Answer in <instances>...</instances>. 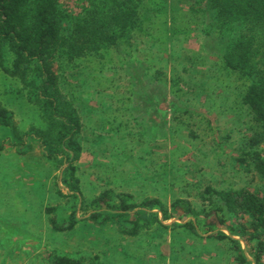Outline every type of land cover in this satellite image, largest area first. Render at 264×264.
Returning <instances> with one entry per match:
<instances>
[{"label":"trees","instance_id":"obj_1","mask_svg":"<svg viewBox=\"0 0 264 264\" xmlns=\"http://www.w3.org/2000/svg\"><path fill=\"white\" fill-rule=\"evenodd\" d=\"M179 4L186 5L190 12L197 11V8L201 9L202 17H206L207 20L202 30L204 40L207 42L212 37V40L219 42L216 48L222 55L228 71L238 73L241 78L244 77L249 81L248 87L238 92L240 95L234 94L243 102L254 128H251L253 135L245 138L248 139L245 143L248 151L241 153L238 162L245 167L244 169L254 170L264 178L262 150H256V147L264 144V0H85L77 13H70L64 9L61 0H0V70L7 79H10L0 93V127L18 140L19 146L23 145L26 138H31L41 142L40 145L45 146L47 152H53L51 156L62 155L70 164L76 161L82 146L79 135L83 119L60 92L61 72H65L70 66V76L75 80L78 79V85L89 84L90 72L86 73V71L90 68L91 62L100 66L99 73H102L104 70L102 61L110 59L112 51L121 54L127 52V49H132V39L136 33L146 35L152 27L158 28L159 32L164 30L167 19L176 16V8H179ZM173 56V51L171 56L167 55L171 62ZM191 58L193 62L186 59V63H189L186 68L179 63L182 73H178V70L174 72L173 78L177 79V83L173 82V86L186 84V70L191 66L193 69L188 70L187 77H196L193 82L196 81L198 90L204 88L205 72L199 70L200 58L198 55ZM196 60L199 64H195ZM117 61L121 63L122 59ZM174 66L177 68L176 64ZM76 72L77 74L72 75ZM91 76L94 81L101 77L95 73ZM151 80L156 82L155 85L161 91L163 90L158 77L154 80L152 77ZM122 81L124 79L119 82ZM224 81L233 83L231 78ZM195 88L193 87L192 90ZM192 90L190 93L193 92ZM135 96L138 94L134 92ZM19 97L28 105H34L38 111L37 118L32 121L33 125L25 131L26 133L20 131L13 119L14 112L9 111L10 109L3 103V100L6 103ZM132 98L133 93L127 98L117 100L119 104L117 108L107 107L104 110L119 112L123 116L121 122L117 124L119 130H128L127 124H131L138 130L137 137L141 138L148 124L141 126L139 122L141 118H135L133 113V116L129 115L130 112L124 116L126 114L124 109L128 108L127 103ZM170 106L175 111L171 120L182 125L180 129L183 128L180 133H175V136H188L195 140V124L188 126L186 122L194 114L189 113L185 109L187 106L182 107L177 101L172 100ZM151 109L155 108L151 107ZM90 110L92 111L93 108ZM90 110H86V113L92 116L93 111ZM130 110L134 108L130 107ZM146 110L150 115L149 109ZM95 115V118L91 119L92 122L98 125L104 122L110 124L106 121L109 114L100 112L98 116ZM201 116L202 114L198 115V119ZM97 117H100L102 123L97 121ZM212 118L217 122L222 117L206 116L208 122H212ZM198 119L196 121L200 120ZM88 121L90 122V117ZM98 125L96 127L102 128ZM111 127L113 128V125ZM210 130L214 137L212 143L214 150L222 151L224 154L232 144L231 136H222L216 127H211ZM45 157L48 158L49 155L46 154ZM27 171L30 172V169ZM58 179L68 192L61 190L58 181H55L56 202L59 203L45 209L48 225L54 233L64 234L68 238L65 245L67 247H73V239L79 235L82 240L77 243L79 246L77 251L74 249L71 252L50 254L48 256L50 264H97L99 259L97 254L91 257L88 252L81 253L83 242L87 249L93 251L92 247L99 249V245L110 248L112 253L118 254L123 264H129L125 263V260L130 258L128 254L130 249L136 251L134 253L136 256L132 255L129 261L132 262L131 264H139V259H142L143 264H155L154 259L163 255L159 248L162 245L159 239L160 231H169L168 233L174 237L171 249L175 246L187 248L189 243L195 246L203 239L215 240L219 243L227 242L232 246L224 251L231 252V256L238 264H245V258L239 250L240 241L224 235L221 231L224 229L236 233L245 245L253 244L254 264H260L259 258L264 251V191L243 188L240 191L218 192L209 186H203L201 198L209 210L203 216V224L199 223L200 229H203L206 235H198L194 230V221H178L165 225L163 219L160 220L158 217L155 220L157 216L152 212L160 206L158 201L138 202L130 193L116 191V185L101 188L97 195L85 199L81 192L85 184L76 177L72 165H68L62 177ZM38 203L39 198L34 199L33 204ZM171 210L185 219L197 216V214L193 215L192 204L183 200L172 202ZM78 211L82 213L80 218ZM131 211L135 212L131 213ZM219 213L235 218V226L226 225L222 217L218 216ZM163 215L166 216L165 213ZM2 230L6 229L2 227ZM90 230L96 238L89 242L84 240L83 234ZM215 230H218V233L214 232ZM190 231L195 234L191 235ZM108 233L117 234L120 241L108 245L111 243L109 237L103 243L101 240L104 236H108ZM191 237L193 238L190 239ZM147 238L155 242L154 249H144L136 242ZM183 242L189 243L184 246ZM2 247L1 244L0 264L5 262L6 257L2 253L4 251L1 250L4 249ZM150 250H155L152 257L149 255ZM100 253L107 255L106 252Z\"/></svg>","mask_w":264,"mask_h":264},{"label":"rangeland","instance_id":"obj_2","mask_svg":"<svg viewBox=\"0 0 264 264\" xmlns=\"http://www.w3.org/2000/svg\"><path fill=\"white\" fill-rule=\"evenodd\" d=\"M84 1L61 0V3L63 8L70 13H77ZM196 10L195 12H190L186 5L179 4V8H176L177 17L174 15L172 19L168 18L164 30L159 32L158 28L152 27L146 35L136 33L132 39V49H127V52L121 54L112 51L110 54L111 58L102 61V65H104L102 73H99L100 66L91 62L89 64L90 68H87L86 71V73L90 72L89 84L87 85H78V79L75 80L70 76V66L65 72H61L59 79L60 92L70 102L71 106L78 111L83 119L81 122L82 128L85 127L79 135L81 137L80 145L82 146H80L81 151L78 159L71 164L62 155L51 156L53 152H47L45 146L40 145L41 142L31 140V138H26L22 146L17 145L19 143L18 140H15L5 129L0 127V245L2 244L4 247L1 250L9 254L7 256L10 259V264H49L48 256L50 254L71 252L74 249L77 251L79 247L77 243L82 240L80 235L73 239L74 243L69 238L71 243H73V247L65 246L68 238L64 234L54 233L51 230L48 225V216L44 212L45 209L54 207L59 203L56 202L57 192L54 188L56 180L61 190L68 192L61 186L58 179L62 177L68 165H72L76 177L81 179L82 184H85L81 190L85 199L88 197L90 199L91 194L93 196L97 195L101 188L114 187L116 185V191L130 192L138 202L144 200L158 201L160 206L153 209L152 212H155L154 215L157 216L155 220L159 217L160 220L163 219L166 223L165 225H171L173 222L178 221H194V230L198 235H206L204 230L200 229L201 225L199 223L203 224V216L209 210L201 198L203 186H209L218 192L240 191L243 188L252 191H264V178L254 172V170L244 169L245 167L238 162L241 153L248 151L245 147L248 139L245 138L253 135L251 130L253 125L247 116L246 109L243 108L245 107L243 102L234 94L240 95L238 92L245 89V87L247 88L249 81L244 77L242 79L238 73L231 72V70L228 71L222 55L218 53L219 51L216 48L219 42L212 40V37L207 42L204 40L202 30L207 20L205 19L206 17H202L201 9L197 8ZM218 47L220 48V45ZM172 51L174 56L171 62L167 55L171 56ZM194 55L199 56L200 62L206 61L204 70V80L206 82L204 88L198 90L199 87H197L196 81L193 82L196 77H187L188 70L193 69V67L190 66L186 70L187 79L183 88L190 93L193 87H196L190 94L197 96V98H191L192 101L184 99L185 102H183L182 107H193L194 105L196 109H200V111L206 109L205 111L209 113L216 109L218 115H215V117L226 115L229 111L237 112L232 118L235 119L234 121L229 118H221L215 122L212 118V122H208L206 116L202 115L199 118L200 120L197 116H190L189 122L186 121L188 126L193 125L197 119L200 123L205 122L207 124V127L201 126L202 129H198L196 139L193 140L194 143H198V146H194L192 150L201 147V151L204 154L203 160L198 157L202 153L197 152L194 159L197 158L198 165L193 167L194 163L191 165L188 162L184 163V156H190L194 153L186 152L181 155L182 151H179L181 149L176 148L174 152L177 151V153L173 156L175 161L171 162L172 166L168 169L163 163H158L166 148V143L162 145L161 142L166 139H161V136L154 137L157 135L154 131L156 129L154 126L153 128L147 127L143 132L144 135L138 138L136 135L138 130L132 127L131 124H127L128 130H119V127H117V111H106L104 109L107 107L117 108L119 106L117 100L127 98L133 93L132 100L127 103L128 108L124 109L126 112L124 116L129 112V115L133 113L135 118H141V121L138 120L141 126L151 123V115H148L146 109H151L152 104L155 102L161 110H165V105H163L165 103V94L171 93V97L174 99L179 97L175 93L180 90L172 86L173 82L177 83V79L173 78L174 72L180 71L181 66L188 67L189 63H186V59L193 62L191 57ZM120 59H122L123 68H119L117 60ZM258 59L256 58V60ZM106 61H109V63H105ZM198 62L196 60L195 64H199ZM179 63H181V66ZM175 64L177 68H175ZM80 70L81 68L78 69V71ZM117 70H119L118 74ZM92 73L99 74L101 77L94 81L93 76H91ZM75 74L77 72L72 75ZM152 77L153 80L156 77L160 80L162 78L165 79L164 84L166 86H163L162 91L155 85V81L152 82ZM215 78L219 80H214ZM228 78H231L233 83L229 84L221 81ZM122 79L131 81L119 84L122 90L128 92H123L122 90L117 92V80L120 81ZM9 81L10 79H7L0 70V93ZM130 85H132L131 88ZM134 92L138 96L134 97ZM117 93L119 94L117 95ZM197 101L200 103H194ZM103 102L104 104H102ZM3 103L10 109L9 111L12 110L14 112L13 119L16 121L20 131L26 133L25 131L32 127V121L38 116L37 108L34 105H28L20 97L6 103L3 100ZM130 107H133L134 110L131 111ZM90 108H93V112ZM196 109L195 111H199ZM86 110H90L92 116L90 113H86ZM120 111L124 114L122 110ZM100 112L109 114L106 121L110 122V124L105 122L104 124H99L102 128L96 127L98 124L91 120L95 118V114L98 116ZM89 117L90 122L88 121ZM99 118L97 117L96 119L101 122ZM124 121L126 120L124 119ZM89 125L90 127H88ZM111 125H113V128ZM211 127H216V130L222 136H231L232 144L226 149L224 154L222 151H215L213 148L214 137L210 130ZM132 134H135V136H132ZM256 150H262L261 154L264 159V144L256 147ZM147 151L152 153L149 154ZM46 154L49 155L48 158L45 157ZM130 155L146 160V163H142L143 169L139 173L138 180L117 179V163L127 165L122 164L123 167L121 166L124 169L123 173L127 174L131 173L130 171H135L136 167L138 169L141 166L140 164L132 163L133 160L130 159ZM105 156H109L111 159L105 158ZM111 161L113 163H110ZM28 169H30V172L27 171ZM105 169L106 171H104ZM168 170L171 176L176 175L179 177L180 175L183 179L179 182L163 181V172ZM117 180L121 183H117ZM110 181H112V184H110ZM196 186H198V189H196ZM36 198H39V203L33 204ZM176 200L190 202L194 211L193 215L197 214V216L185 219V217L172 212L171 204ZM23 201L25 204H23ZM134 212L131 211V213ZM77 213L80 218L82 213L80 214V211ZM218 216L222 217L226 225L235 226L236 220L232 216L221 213ZM163 217L170 218L172 222L168 224L169 220H164ZM2 227L6 230H2ZM221 231L224 235L240 241L239 250L245 258V264H254L255 252L253 250L254 247H252L253 244L247 246L243 241L241 242L242 239L236 233L225 229ZM168 232H159V239L164 242V244L159 246L162 249L160 251L163 257L170 252L180 250L176 246L171 249L174 237ZM214 232L218 233V230ZM190 233L191 235L195 234L191 231ZM83 237L87 241H93L96 238L92 230L84 232ZM109 237L111 243L108 245L113 242L115 244L119 242L117 234L110 233H108V236H104L101 241L104 243ZM216 245L217 247L226 245L224 249L232 246V244L227 242ZM148 246L154 249L153 243ZM197 247H199L198 244L192 246L189 243L188 247L183 250L185 251L183 256L186 258L180 259L181 262L189 263L190 259L196 256L193 249ZM92 249L94 251L87 249L83 242V248L80 251L84 254L88 252L87 254L92 255L91 257L97 254L99 257L97 264H121V258L117 260V254L112 253L110 248L99 245V249L93 247ZM100 252H106L107 255H102ZM218 252L219 254L225 253L223 249H218ZM134 253L135 250L128 251L129 257H132ZM152 254L150 253L149 255L153 256ZM226 254L229 255L230 260L229 258L221 260L219 259L221 256L211 258L215 259L217 264H223L222 261L231 263V260H233L232 263L238 264L236 259L231 258V252H226ZM207 259L198 260L197 264H206L208 262ZM129 261L131 260L126 259L125 263L131 264L132 262ZM177 262L179 263V261Z\"/></svg>","mask_w":264,"mask_h":264},{"label":"crops","instance_id":"obj_3","mask_svg":"<svg viewBox=\"0 0 264 264\" xmlns=\"http://www.w3.org/2000/svg\"><path fill=\"white\" fill-rule=\"evenodd\" d=\"M119 66H120L119 68L124 67V65L122 66V63H119ZM199 67H200L199 70H203L204 71L205 68H206V61H201V65ZM180 72H181V70L180 71L178 70V73H180ZM118 73H119V70H117V74ZM226 73H228V72H226ZM161 80L162 81H160V83L163 86H166V84H164L165 79L162 78ZM221 81H224V80H221ZM125 82H131V81H122V82L118 81L117 82V92H121V90H122L121 87H119L120 86L119 84L125 83ZM175 87H177L180 90L177 93H175V95H177L179 97L177 99H174L173 97H171L172 96L171 93L165 94L164 95L165 103L163 104V105H165V110H161L155 102H154L155 104L154 103L152 104V107H154L155 109L154 110L153 109H149L148 110L149 114L151 115V121H150L151 123L148 124V128L149 127L153 128V126H154L156 128L154 131H158L157 135L154 136V137L161 136V139H166V140H162V142H161L162 145L164 143H166V145H165L166 148H165L164 155L162 156L161 160L158 163H163L164 166L169 169L172 166L171 162L175 161L174 160L175 158L173 156L176 155L177 151L176 152H174V151L176 150V148H179V149H181L179 151H182L181 155L185 154L186 152L194 153V154H191L190 156H186L185 155L184 156V158H185L184 159V163L188 162V163H190V165L192 163H194L193 167H195V166L198 165V161H197V158L194 159V156L197 154V152L202 153L201 147L199 149L192 150L194 148V146H198V143H194L193 142L192 137L191 138H189L188 136L181 137L179 135L175 136V133H178V132L180 133L183 128L180 129V126H182V125H178L177 123H175V120H171L172 114L175 113V111H174V109L170 108L171 107L170 106V102H172V100L173 101H177L181 106H183V102H185V100L189 99V101H192L191 98L195 99V98H197V96L191 95L186 89H184L182 83H181V86H175ZM122 91L123 92H128V91H124V90H122ZM178 93H181V94H178ZM118 94L119 93H117V95ZM194 103H200V102L197 101V102H194ZM167 107H169V108H167ZM186 108H188V109H186ZM186 108L185 109L187 111H189V113L194 114V116H198V115L202 114V115H205V116L214 115V117H215V115H218V111H216V109L212 110V112L209 113V112L205 111L206 109H203L202 111H200V109H196L194 107V105H193V107L187 106ZM193 108H195L196 110H199V111H195V109H193ZM243 108H240V109H243ZM185 109H184V111H186ZM190 110H192L194 113L191 112ZM198 112H200V113H198ZM215 112H217V113H215ZM236 112L237 111H232V112L229 111L228 114L222 115L223 117L222 116L221 117L223 119H228L229 118L232 121H234L235 119H232V118H233V116L235 115ZM195 113H197V114H195ZM122 117L123 116L121 114H119V112H117V121H118V123L121 121ZM161 121L163 123H159ZM194 124H195V131L196 132H197L198 129H202L201 126L207 127V124L205 122L204 123H200L199 121H195ZM88 127H90V125ZM84 129H85V127H83L81 129V131H83ZM98 132H100V131H98ZM199 132H201V131H199ZM131 155H130V159L133 160L132 163H137V164H140L141 166L138 169H135V171H130L131 173L127 174V173H123V170H124L122 168L123 167L122 166L123 163H117V179L130 180V181H137L138 180L139 173L143 169L142 163H146V160L144 158L138 159L140 157H136L135 155L131 156ZM203 155L204 154L202 153V155H199L198 157H200L202 159ZM105 158L111 159L109 156H105ZM110 163H113V161H111ZM123 165H125V164H123ZM125 166H127V165H125ZM153 166H156V165H153ZM119 169H121V170H119ZM104 171H106V169ZM163 174H164L163 177H162L163 181H170V182L178 181L179 182V181H181V179H183L180 175H179V177L176 176V175L171 176V173H170L169 170L168 171H164ZM108 176H110V175H108ZM117 183L120 184L121 182H119L117 180ZM127 193H130V192H127ZM92 197H94V196L91 194L90 198H92ZM12 220H14V219H12ZM171 222H172V220L170 219L167 223L170 224ZM192 238L193 237H191L190 239H192ZM118 241H120V240H118ZM128 242H133V241L132 240H128ZM136 242L144 249L152 248V247H149L148 245H151L152 243H155L153 240H150L148 238L146 240H141V241L140 240H138V241L136 240ZM183 243H184V246H185V244H187L189 242H187V243L183 242ZM193 243H194V241H193ZM218 243L219 242H217L215 240L212 241V240H209V239H205V240L203 239V240L199 241L198 243H196L199 246V247L193 249L195 251L194 255H196V256L191 258L189 263L188 262H181V260H180V259H185L186 258L185 256H183V254H185V251H183V250L186 249V247L179 248L180 250L177 251V252H175V251L174 252H170L169 254L164 255V257L162 255V256H160L158 258H155L154 261H155V264H179V263H183V264H197L198 260H201V259L205 260V258H208L207 259L208 262L206 264H217V261L215 259L211 258V257H217V256H219V257L221 256L222 258L221 257L219 258L221 260L222 259L227 260V258H229V260H230V257H229L228 254H226V252L219 254L218 249L226 250L227 248L224 249L226 247V245H224L223 247L222 246H218L217 247L216 244H218ZM162 244H164V242H162ZM221 244H223V243H221ZM130 250L132 251L133 249H130ZM160 250H162V249H160ZM2 253L4 255H6L5 262L3 264H10V259L7 256L9 254H6L4 251H2ZM150 253H153L152 255H154V251L153 250ZM141 255H142V253H141ZM134 256H136V255H134ZM119 258L120 257L117 254V260H119ZM231 258L233 259L232 256H231ZM174 259L179 261V263L177 261H175ZM127 260H131V257L128 258ZM139 262H140L139 264H141L143 262L142 259H139ZM222 262H223V264H234V263H232L233 260H231V263H227V262H224V261H222ZM121 264H123L122 260H121Z\"/></svg>","mask_w":264,"mask_h":264},{"label":"built area","instance_id":"obj_4","mask_svg":"<svg viewBox=\"0 0 264 264\" xmlns=\"http://www.w3.org/2000/svg\"><path fill=\"white\" fill-rule=\"evenodd\" d=\"M260 264H264V251L259 258Z\"/></svg>","mask_w":264,"mask_h":264}]
</instances>
